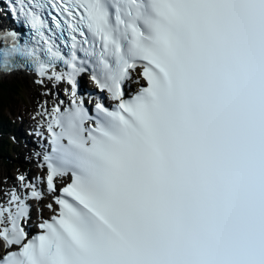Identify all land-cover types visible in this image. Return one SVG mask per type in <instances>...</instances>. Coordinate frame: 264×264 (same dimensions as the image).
<instances>
[{
	"label": "snow or ice",
	"instance_id": "snow-or-ice-1",
	"mask_svg": "<svg viewBox=\"0 0 264 264\" xmlns=\"http://www.w3.org/2000/svg\"><path fill=\"white\" fill-rule=\"evenodd\" d=\"M4 2L43 172L0 190V264H264V0Z\"/></svg>",
	"mask_w": 264,
	"mask_h": 264
},
{
	"label": "trees",
	"instance_id": "trees-1",
	"mask_svg": "<svg viewBox=\"0 0 264 264\" xmlns=\"http://www.w3.org/2000/svg\"><path fill=\"white\" fill-rule=\"evenodd\" d=\"M4 85L5 84L0 83V95H2V96L6 95V98L9 97V95L11 94V91L17 90V89L14 88L16 86H13V85L9 86V84H6L5 86ZM3 103H4V100L0 96V107L3 106Z\"/></svg>",
	"mask_w": 264,
	"mask_h": 264
},
{
	"label": "rangeland",
	"instance_id": "rangeland-1",
	"mask_svg": "<svg viewBox=\"0 0 264 264\" xmlns=\"http://www.w3.org/2000/svg\"><path fill=\"white\" fill-rule=\"evenodd\" d=\"M27 93L24 92V96L26 97ZM24 103L21 101V105L16 109V110H20L24 107ZM28 107V104L26 105ZM8 112H11L10 110ZM17 162H15L13 165L14 167L16 166ZM8 170V166H5L3 164V161H2V157H0V178H3L5 177V175L3 174L4 172H6Z\"/></svg>",
	"mask_w": 264,
	"mask_h": 264
},
{
	"label": "bare ground",
	"instance_id": "bare-ground-1",
	"mask_svg": "<svg viewBox=\"0 0 264 264\" xmlns=\"http://www.w3.org/2000/svg\"><path fill=\"white\" fill-rule=\"evenodd\" d=\"M3 84V83H2Z\"/></svg>",
	"mask_w": 264,
	"mask_h": 264
}]
</instances>
